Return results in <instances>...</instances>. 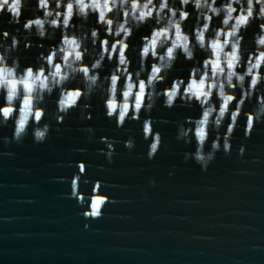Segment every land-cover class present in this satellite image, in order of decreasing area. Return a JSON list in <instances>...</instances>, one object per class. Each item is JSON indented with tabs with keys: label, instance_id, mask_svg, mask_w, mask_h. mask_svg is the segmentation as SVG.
Wrapping results in <instances>:
<instances>
[{
	"label": "clouds",
	"instance_id": "clouds-1",
	"mask_svg": "<svg viewBox=\"0 0 264 264\" xmlns=\"http://www.w3.org/2000/svg\"><path fill=\"white\" fill-rule=\"evenodd\" d=\"M93 102L118 128L141 125L149 159L161 144L152 111L198 108L176 138L207 170L221 138L228 154L236 129L264 123V0H0V128L12 130L0 141L43 143L73 111L91 119ZM100 140L111 163L121 141Z\"/></svg>",
	"mask_w": 264,
	"mask_h": 264
},
{
	"label": "water",
	"instance_id": "water-1",
	"mask_svg": "<svg viewBox=\"0 0 264 264\" xmlns=\"http://www.w3.org/2000/svg\"><path fill=\"white\" fill-rule=\"evenodd\" d=\"M89 111L85 120L73 111L43 143L30 134L0 141V264H264V123L248 137L236 129L228 154L221 138L202 170L194 142L176 138L177 124L198 108L152 111L161 137L152 159L139 123L118 128L95 102ZM11 134L0 128V137ZM105 137L121 141L111 163ZM83 162L80 187L100 183L108 197L99 217H86L87 202L71 193Z\"/></svg>",
	"mask_w": 264,
	"mask_h": 264
},
{
	"label": "snow or ice",
	"instance_id": "snow-or-ice-1",
	"mask_svg": "<svg viewBox=\"0 0 264 264\" xmlns=\"http://www.w3.org/2000/svg\"><path fill=\"white\" fill-rule=\"evenodd\" d=\"M40 114L37 113V118L39 119ZM153 129L145 124L143 126V133L145 135H151ZM78 173L76 178L71 181V193L73 197H76L82 202H87L90 210L88 212V217H99L102 214V207L105 205L108 197L106 193L102 190V185L100 183H95L89 187L87 184L85 187H80L82 176L80 173L86 174L87 164L86 162L80 163L77 165ZM85 188L87 189V194L85 193Z\"/></svg>",
	"mask_w": 264,
	"mask_h": 264
}]
</instances>
